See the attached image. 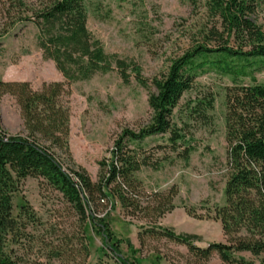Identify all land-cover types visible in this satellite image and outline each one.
<instances>
[{
  "label": "rangeland",
  "instance_id": "obj_1",
  "mask_svg": "<svg viewBox=\"0 0 264 264\" xmlns=\"http://www.w3.org/2000/svg\"><path fill=\"white\" fill-rule=\"evenodd\" d=\"M205 4V0L195 5L189 0H86L87 26L107 52L133 59L143 76L152 79L166 71L208 24ZM253 19L264 30V0ZM253 77L264 83V66L239 81L250 84ZM0 81H27L35 90L44 83H66L61 104L68 109L69 133L65 145L53 150L65 167L85 169L94 181L99 161L110 156L122 132L139 131L152 116L148 97L155 89L138 83L134 74L129 83L117 70L66 82L54 62L43 58L32 23H17L0 39ZM233 85L232 76L210 64L199 70L193 89L184 93L174 110L172 121L186 136L177 151L169 147L168 134L129 142L150 163L137 173L143 204L166 203L167 212L157 220V227L198 235L195 245L199 247L226 242L214 210L225 203L227 91ZM207 95L214 97L213 108L203 118L193 109ZM0 119L9 134H27L20 107L10 94L0 97ZM189 146L193 149L186 160L182 151ZM17 187L12 202L19 225L8 236L5 251L20 264H120L103 237L43 179L27 177ZM146 213L132 216L120 205L110 211V228L120 241L123 257L142 264L203 263L185 245L143 233L152 225V215ZM209 264L223 263L214 254Z\"/></svg>",
  "mask_w": 264,
  "mask_h": 264
},
{
  "label": "trees",
  "instance_id": "obj_2",
  "mask_svg": "<svg viewBox=\"0 0 264 264\" xmlns=\"http://www.w3.org/2000/svg\"><path fill=\"white\" fill-rule=\"evenodd\" d=\"M189 1L195 5L203 0ZM205 1L208 24L181 55L171 60L166 71L148 79L137 62L107 52L89 30L86 0H0V39L17 23L34 24L43 58L54 62L66 82L117 70L125 83L134 74L138 83L155 89L148 97L150 122L137 132H122L110 156L99 161L98 179L94 181L85 169L65 167L53 150V146L65 145L69 133L68 109L61 104L66 83H44L35 90L27 81H0V97H15L27 130L26 135L9 134L0 119V264H20L6 253L5 245L19 225L12 195L19 180L27 177L41 178L57 190L103 237L120 264L142 263L121 255L120 241L109 224L110 211L117 205L132 216L137 212L152 215V225L143 233L185 245L202 264H209L214 254L223 264H257V260L264 264V83L254 77L250 84L239 81L264 66V30L253 19L262 0ZM211 55L217 60L207 59ZM208 64L232 76L234 85L227 91L225 203L214 210L226 242L199 247L195 245L198 235L157 227V220L167 212L166 203L143 204L137 173L150 163L137 148L129 147V142L168 134L173 151L185 144L183 129L172 121L174 110L184 93L193 89L199 70ZM213 102V95H207L193 110L205 118ZM192 149L189 146L182 151L186 160ZM188 213L196 216L191 210Z\"/></svg>",
  "mask_w": 264,
  "mask_h": 264
}]
</instances>
